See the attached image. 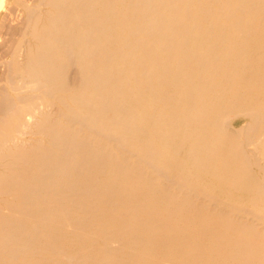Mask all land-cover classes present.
Instances as JSON below:
<instances>
[{
    "label": "bare ground",
    "instance_id": "1",
    "mask_svg": "<svg viewBox=\"0 0 264 264\" xmlns=\"http://www.w3.org/2000/svg\"><path fill=\"white\" fill-rule=\"evenodd\" d=\"M0 264H264V0H0Z\"/></svg>",
    "mask_w": 264,
    "mask_h": 264
}]
</instances>
